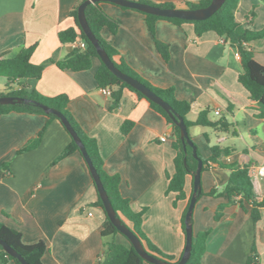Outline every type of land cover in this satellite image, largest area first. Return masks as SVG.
<instances>
[{"label":"crops","instance_id":"0c3cea01","mask_svg":"<svg viewBox=\"0 0 264 264\" xmlns=\"http://www.w3.org/2000/svg\"><path fill=\"white\" fill-rule=\"evenodd\" d=\"M81 1L0 0V55L13 57L23 48L35 46L32 62L43 66L42 76L21 82L46 96H68L73 116L98 142L104 169L120 175L122 196L130 200L134 211L145 209L143 231L160 251L178 261L186 245L182 216L193 194L194 178L186 177L185 199L176 201V193L166 192L175 172L172 126L128 88L123 89L120 105L111 110L112 95L103 94L95 77L99 59L81 71L63 70L56 64L76 47V41L62 43L59 32L76 27L70 11ZM101 6L119 23L116 33L102 31L103 38L118 51L116 60H124L156 87L173 88L179 100L190 104L189 120L195 121L201 111L209 109L211 121H227L228 131L193 125L189 134L204 159L214 145L234 147V153L223 161L249 163L255 193L263 198L264 176L252 171L264 163V118L257 116L256 102L238 80L242 65L237 50L213 31L197 34L191 22L177 25L158 19L156 38L168 46L165 59L143 13L111 2ZM235 15L245 28H264V2L260 0H239ZM250 48L264 65V39L251 42ZM8 84L0 76V90L19 87L18 83ZM126 121L133 127L123 134ZM45 125L40 145L19 152ZM163 136L166 141L161 140ZM70 142L71 136L59 120L26 112L0 115V222L20 231L27 244L43 241L47 246L45 264H99L111 238L102 235L106 215L94 205L98 191L90 169L78 152L53 165ZM228 180L229 173L223 169L202 170L204 194L197 198L192 219L194 234L211 229L202 264H246L253 244L257 263L264 264V207L256 223L247 202V210L230 205L215 220L218 206L227 198L207 193L214 187L221 189ZM0 264L15 263L0 259Z\"/></svg>","mask_w":264,"mask_h":264},{"label":"trees","instance_id":"16d2710c","mask_svg":"<svg viewBox=\"0 0 264 264\" xmlns=\"http://www.w3.org/2000/svg\"><path fill=\"white\" fill-rule=\"evenodd\" d=\"M82 0L81 2H83ZM148 4L157 5L164 8H202L208 6L212 0H199V1H185L182 0L179 3L163 2L154 3L150 0H139ZM264 2V0H260ZM80 2V3H81ZM78 3L70 11V16L74 19L76 27L68 28L59 32V39L62 43L75 42L83 40L86 42V48L81 49L75 47L74 50L66 57L58 60L56 64L63 70L81 71L90 69L93 66L94 59H99L100 65L96 71L95 77L100 87H109L112 90L113 103L111 110L117 108L120 105L123 89L128 88L135 92L139 97L146 99L151 108L160 113L172 126V131L175 137L173 142V148L176 150V156L174 158L175 172L169 179L167 193H176V201L185 199L187 193L185 190L186 177L188 175H194L198 167V158L202 159L203 169L207 168H219L229 173L228 182L221 188H212L207 195L212 197L227 198V202L218 206L215 213V220L218 221L222 218L226 207L234 204H239L243 209L247 210L244 202L251 205L249 210L251 217L256 223L260 219V209L264 207V197L259 198L254 190L252 177L249 173L251 165L239 163H225L224 157L232 155L236 150L232 146H221L219 144L211 147V155L208 159H204L197 147L198 157L193 154V147L189 144L184 146L181 138L180 127L173 121L167 111L159 104L147 98L142 92L135 89L125 81L117 77L107 65L101 61L97 48L89 40L86 33L82 30L79 24L78 17ZM239 0H225L223 5L214 13L211 17L205 20H186L176 17H165L154 14H149L140 11L145 15V21L148 30L155 38L156 47L161 52L165 59L168 58V46L162 41L156 38V21L158 19H167L174 22L177 25H182L185 22H191L195 25L196 33L201 35L205 32L213 31L220 36L224 41L228 42L233 48H235L239 55L242 65V72L239 74L238 80L246 88L250 94V98L256 102L255 109L257 110V116L264 118V65L258 62L250 43L264 39V28L252 30L245 28L236 19L235 11L238 6ZM102 2L91 3L87 5L85 9L86 19L88 24L98 39L101 47L108 53L115 65L124 73L138 79L142 83L146 84L150 89L156 92L162 99L167 101L176 112L184 118L188 129L193 125L209 126L215 128L218 131H228L230 124L225 120L211 121L208 117L209 109H205L199 113L198 118L195 121L188 119V113L190 112V104L186 101L179 100L173 88H160L152 85L140 76L135 70H133L124 60L117 61L118 55L117 49L111 45L102 36V31L106 28L111 33H116L119 29V23L112 17H110L101 6ZM122 8H128L121 6ZM253 13V12H252ZM35 46L23 48L16 56H8L7 54L0 55V76H4L8 79V86L18 83L17 89H5L0 90V96H16L29 99V102H21L15 104H0V115L10 112H26L46 115L50 120H59L65 129L68 131L63 121L53 113H46L38 103L47 105L60 111L67 121L70 123L76 134L84 144L99 176L104 185V188L112 202V205L117 212V215L121 218L122 222L126 224L142 241L145 249L155 257L163 260L174 261V257L167 255L159 250V248L152 243L142 229V222L145 215V209L141 211H134L131 207L130 200L123 197L120 192L121 177L117 174H109L104 169V160L100 154L98 142L94 137L88 135L81 127L79 122L75 119L72 112L69 109V98L65 94H59L56 96H46L41 94L35 87H31L27 82H21L28 78L39 79L43 73V66L32 62V54ZM133 123L126 121L123 123L121 130L123 134H127ZM45 127L37 134V136L30 140L19 152H25L38 147L41 143L42 136L44 134ZM71 142L61 152L57 159L53 162V165L61 161L62 159L78 152L82 155L78 143L75 141L71 133ZM197 146V145H196ZM83 156V155H82ZM95 184V182H94ZM96 186V184H95ZM97 189V187H96ZM98 191V190H97ZM204 193L201 191L200 195ZM199 195V196H200ZM175 201V202H176ZM100 207L105 215L106 219L103 224L102 235L109 237L106 243V248L102 259L99 264H152L146 261L138 251L133 247L128 238L120 233L117 227L111 222L108 217L103 201L98 192V200L94 204ZM188 208L184 211L182 216V229L186 234L185 217ZM211 233V229H207L194 234L193 245L190 258L186 264H202V257L206 251V245L208 237ZM122 235L127 242L118 240V236ZM0 238L6 241L12 248L20 253L29 264H45L43 262V256L47 251V246L43 241H39L33 244H27L22 239V233L6 224L0 222ZM257 248L253 244L251 253L247 259L246 264H261L256 261ZM0 259L6 263L13 261L15 264H22L21 261L11 255H9L3 247L0 245Z\"/></svg>","mask_w":264,"mask_h":264},{"label":"water","instance_id":"95a60500","mask_svg":"<svg viewBox=\"0 0 264 264\" xmlns=\"http://www.w3.org/2000/svg\"><path fill=\"white\" fill-rule=\"evenodd\" d=\"M111 2L117 5L125 6L128 8L138 9L140 11L159 15V16H165V17H176L186 20H205L209 17H211L214 13L217 12V10L223 5L225 0H212L211 3L202 8H164L157 5L148 4L139 0H84L80 3L78 7V17H79V24L82 28V30L86 33L89 40L94 44V46L97 48L99 57L101 61H103L107 67L121 80L125 81L135 89L142 92L147 98L154 101L155 103L159 104L162 108H164L167 113L170 115V117L173 119V121L180 127L181 131V138L184 143V146L186 147V144H189L193 147V154L195 157H198L197 154V146L192 140L188 126L186 125L184 118L180 116L176 110L173 109V107L164 99H162L156 92H154L152 89H150L146 84L142 83L138 79L122 72L113 62V60L110 58L108 53L101 47V45L98 42V39L92 32L88 21L86 19L85 9L87 5L91 3L96 2ZM29 99L22 98V97H16V96H0V104H15V103H21V102H29ZM41 108L46 113H53L57 115L64 123L68 131L71 133L75 141L78 143L80 150L82 152V155L90 169V172L93 176L94 182L96 184L97 190L99 192V195L103 201L105 211L110 218L111 222L117 227V229L125 235L128 240L131 242L133 247L138 251V253L149 263L152 264H186L190 258L191 251H192V245H193V212L194 207L197 201L198 196L201 193L202 185H201V174L203 169V162L201 158H198V167L195 171L193 178V194L189 202L188 210L185 217V223H186V245L184 249V253L182 257L175 262L163 260L161 258L155 257L152 254H150L142 244V241L140 238L126 225L122 222L121 218L117 215V212L115 211L112 202L104 188V185L102 184V181L100 179V176L84 146L79 136L76 134L70 123L67 121L65 116L58 110L51 108L47 105H43L38 103ZM0 245L3 247V249L11 256L19 259L22 264H29L28 261L20 254L18 253L14 248H12L6 241L0 238Z\"/></svg>","mask_w":264,"mask_h":264},{"label":"built area","instance_id":"2783aa9c","mask_svg":"<svg viewBox=\"0 0 264 264\" xmlns=\"http://www.w3.org/2000/svg\"><path fill=\"white\" fill-rule=\"evenodd\" d=\"M76 47H79L81 49H85L86 48V42L83 40H78V41H76ZM236 55L240 58L238 51H237ZM101 91L103 92V94L108 95V96H111V94H112V91L109 87H101ZM216 113L218 114L219 111H216ZM161 140L166 141L167 137L163 136V137H161ZM252 173H254V174L257 173L261 176H264V163L260 167H258V169L256 171L253 170ZM90 214H92V213H90Z\"/></svg>","mask_w":264,"mask_h":264},{"label":"rangeland","instance_id":"374dc122","mask_svg":"<svg viewBox=\"0 0 264 264\" xmlns=\"http://www.w3.org/2000/svg\"><path fill=\"white\" fill-rule=\"evenodd\" d=\"M192 134H193V131H192ZM118 240L122 242H127L126 239L122 235L118 236Z\"/></svg>","mask_w":264,"mask_h":264}]
</instances>
